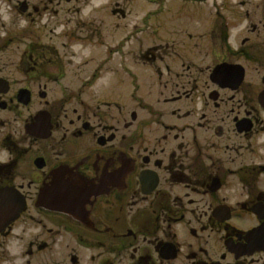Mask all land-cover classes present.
I'll return each mask as SVG.
<instances>
[{
    "label": "flooded vegetation",
    "instance_id": "1",
    "mask_svg": "<svg viewBox=\"0 0 264 264\" xmlns=\"http://www.w3.org/2000/svg\"><path fill=\"white\" fill-rule=\"evenodd\" d=\"M120 1L0 0V264H264V0Z\"/></svg>",
    "mask_w": 264,
    "mask_h": 264
},
{
    "label": "rangeland",
    "instance_id": "2",
    "mask_svg": "<svg viewBox=\"0 0 264 264\" xmlns=\"http://www.w3.org/2000/svg\"><path fill=\"white\" fill-rule=\"evenodd\" d=\"M115 1L116 0H111L112 6H113V4L115 5ZM122 1L119 2V5L125 7L127 12H130V14L128 13V16L132 17L133 22H135V21L137 22L140 18H143L147 12H149L150 10H153L154 8H159L160 13L157 16V17H159L158 22H160V23L161 22L162 23L169 22L170 14L165 11V7L168 8V6H169V1H167V0H161L157 4L152 3L151 2L152 0H134V2L132 4H129V2L124 4ZM95 2H96V0H95ZM207 7H208V5L207 6H194L191 3V1L188 0V2L186 3V9H187L186 11L187 12H185L187 23H189L190 26L196 25L197 23H200V22L207 23L208 20H205L202 18L200 19L199 17H201V16L197 15L196 13H193L195 11L200 12V11H202L201 9H205ZM211 10H212V8H211V6H209L208 9L206 10V12L212 13L213 11H211ZM110 16L111 15H107L108 19L110 18ZM156 19L157 18H155L152 21L146 22V23H154L156 21ZM117 22L121 23L120 21H117ZM139 22H142L143 24H140V26H138L137 30L145 28L142 32V37H139V39L141 38V41L143 42L144 39L150 38L148 35L151 31L150 28L152 26L144 24V21L139 20ZM146 26H147V28H146ZM130 29H128L127 31H130ZM120 32L121 31H115V29L112 27L111 28V38H112V34L115 35L114 39L120 38V36L122 35V33H120ZM163 33L166 34V31H164ZM196 39H197V37H196ZM141 41L139 42V40L137 39L135 41V43L136 44L141 43ZM98 63H99V59H96L89 64L90 72L88 73L89 75L87 74L88 76L85 77V79H83L84 75L80 78L68 77L67 79H65L64 82L66 83V86L74 85V86L80 87L84 80L90 79V77H91L90 74L93 72L92 69L97 67ZM110 64L112 65V70L104 71L103 76L93 85V90H134V82L127 75H125L126 76L125 85L124 86L121 85V80L119 79V77L121 75V69H120L118 63L116 61H112ZM142 69L140 70V73H138V76H140V80L138 81V83L141 84L139 90H151L150 87L154 83V78L152 77V73L147 68H142Z\"/></svg>",
    "mask_w": 264,
    "mask_h": 264
}]
</instances>
